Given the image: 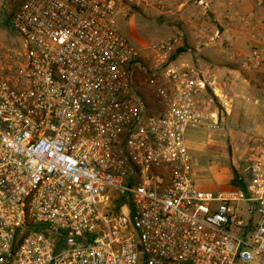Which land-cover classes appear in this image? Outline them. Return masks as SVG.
Listing matches in <instances>:
<instances>
[{
    "label": "built area",
    "instance_id": "2783aa9c",
    "mask_svg": "<svg viewBox=\"0 0 264 264\" xmlns=\"http://www.w3.org/2000/svg\"><path fill=\"white\" fill-rule=\"evenodd\" d=\"M168 1L24 0L10 17L0 264H264V138L240 185L214 191L194 177L190 133L231 120L229 79L181 59L178 38L155 44L147 64L118 26ZM195 3L207 14L213 0ZM221 38L216 29L198 50ZM261 63L254 51L243 67ZM138 72L154 102L136 90Z\"/></svg>",
    "mask_w": 264,
    "mask_h": 264
},
{
    "label": "rangeland",
    "instance_id": "374dc122",
    "mask_svg": "<svg viewBox=\"0 0 264 264\" xmlns=\"http://www.w3.org/2000/svg\"><path fill=\"white\" fill-rule=\"evenodd\" d=\"M23 1L4 0V10L0 18V28L3 31L7 30L10 17ZM262 4L264 7V0ZM174 22L178 24L182 21L175 16L159 13L154 8L141 6L135 7L128 19H120L118 26L121 33L139 50L142 60L147 64H152L155 44L163 39L178 38L184 44L183 47L179 43L177 47V53L182 55L181 59L195 66L210 64L217 70L218 80L229 79L234 89L230 91L234 99L231 120L218 128L194 129L190 131L191 136L188 139L195 157L194 177L197 184L214 191L229 190L239 181V177L246 174L245 158L253 141L264 138V105L254 103V98L264 100V58L259 52L262 63L248 70L243 67L244 60L251 57L254 51H259V47H254L250 55L245 53L231 57L227 52L240 53L238 48L244 49L245 45L232 46L228 41L224 43V39L198 50L199 43L193 45L187 42L188 35L180 26H173ZM3 31L0 36L6 39L8 35ZM204 50L206 56H202ZM146 81L147 76L138 72L135 82L139 88L136 90L145 99L154 102L156 99ZM150 106L151 110H156L155 104L150 103Z\"/></svg>",
    "mask_w": 264,
    "mask_h": 264
},
{
    "label": "crops",
    "instance_id": "0c3cea01",
    "mask_svg": "<svg viewBox=\"0 0 264 264\" xmlns=\"http://www.w3.org/2000/svg\"><path fill=\"white\" fill-rule=\"evenodd\" d=\"M159 13H166L180 19L173 26H180L186 33L187 42L197 45L216 29L222 32L221 40L230 45H245L237 52L229 51L231 57L237 54L253 52L254 47L264 58V7L262 0H213L209 13L199 10L195 0H169L164 5L154 8ZM191 34V36H190ZM223 42V41H222ZM251 51V52H250ZM205 50L202 56H206ZM241 57V56H240ZM263 71V68H261Z\"/></svg>",
    "mask_w": 264,
    "mask_h": 264
},
{
    "label": "trees",
    "instance_id": "16d2710c",
    "mask_svg": "<svg viewBox=\"0 0 264 264\" xmlns=\"http://www.w3.org/2000/svg\"><path fill=\"white\" fill-rule=\"evenodd\" d=\"M6 28H7V30H4L5 32H7L6 34L8 35L6 38H9V37L11 36V33H10V31H9L10 28H9V27H6ZM1 30H2V29L0 28V32L3 31V30H2V31H1ZM4 31H3V32H4ZM238 185H240V184H239L238 182H236L235 184L232 185V187H235V186H238Z\"/></svg>",
    "mask_w": 264,
    "mask_h": 264
}]
</instances>
